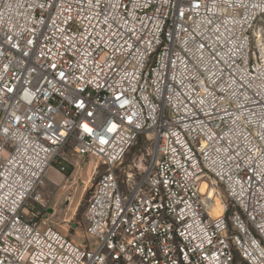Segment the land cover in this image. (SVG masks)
<instances>
[{
	"label": "built area",
	"instance_id": "2783aa9c",
	"mask_svg": "<svg viewBox=\"0 0 264 264\" xmlns=\"http://www.w3.org/2000/svg\"><path fill=\"white\" fill-rule=\"evenodd\" d=\"M67 149L77 243L34 207ZM0 264H264V0H0Z\"/></svg>",
	"mask_w": 264,
	"mask_h": 264
},
{
	"label": "rangeland",
	"instance_id": "374dc122",
	"mask_svg": "<svg viewBox=\"0 0 264 264\" xmlns=\"http://www.w3.org/2000/svg\"><path fill=\"white\" fill-rule=\"evenodd\" d=\"M148 146L147 141L140 139L126 154L118 174L122 176L133 173L136 177L141 176L148 162L145 152ZM63 156L55 160L43 184L37 189V193L45 200L44 207L39 204L34 207L40 211L46 225L77 243L81 242L83 236V218L90 195L104 168L95 170L96 160L79 159L69 149L64 151ZM87 183L93 187L77 203L81 190Z\"/></svg>",
	"mask_w": 264,
	"mask_h": 264
},
{
	"label": "bare ground",
	"instance_id": "6f19581e",
	"mask_svg": "<svg viewBox=\"0 0 264 264\" xmlns=\"http://www.w3.org/2000/svg\"><path fill=\"white\" fill-rule=\"evenodd\" d=\"M99 163H97V165L95 166V170H98L100 167L98 166ZM93 187V185L90 184H85V186L82 188L81 193L78 197L77 203H80L82 201L83 195L87 192V190L91 189ZM213 215L217 216L221 213L220 207L217 203L216 207L213 209Z\"/></svg>",
	"mask_w": 264,
	"mask_h": 264
}]
</instances>
